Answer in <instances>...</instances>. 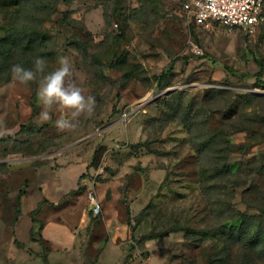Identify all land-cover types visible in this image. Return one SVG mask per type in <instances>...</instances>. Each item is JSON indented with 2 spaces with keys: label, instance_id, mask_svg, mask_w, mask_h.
Wrapping results in <instances>:
<instances>
[{
  "label": "rangeland",
  "instance_id": "rangeland-1",
  "mask_svg": "<svg viewBox=\"0 0 264 264\" xmlns=\"http://www.w3.org/2000/svg\"><path fill=\"white\" fill-rule=\"evenodd\" d=\"M3 3L0 40L13 28L39 37L30 49L0 43V221L10 229L21 202L36 201L22 210L19 237L29 230L26 244L37 241L46 257L43 221L65 223L75 235L70 264H93L106 244L98 263L115 261L107 219L128 232L112 241L122 243L120 264H264V20L247 36L188 23L181 0ZM60 56L96 99L93 115L63 132L54 127L59 110L39 119L41 76L22 85L10 71L42 57L46 75ZM172 92L182 94L179 109L165 100ZM188 104L189 130L181 122ZM91 182L102 208L96 216L88 213ZM46 187L57 197H42ZM239 216L240 237L225 233L223 222Z\"/></svg>",
  "mask_w": 264,
  "mask_h": 264
},
{
  "label": "clouds",
  "instance_id": "clouds-1",
  "mask_svg": "<svg viewBox=\"0 0 264 264\" xmlns=\"http://www.w3.org/2000/svg\"><path fill=\"white\" fill-rule=\"evenodd\" d=\"M47 61L42 57L34 59L33 68H25L17 63L11 66L13 81L22 85L38 80L37 98L42 107L39 119L43 122L52 120L51 113L59 110L62 115L54 122L58 131L72 130L77 127L79 117H91L95 111L96 99L85 95L84 90L77 86L73 80V64L66 56L58 57L55 70L44 75ZM5 134L0 132V135Z\"/></svg>",
  "mask_w": 264,
  "mask_h": 264
},
{
  "label": "crops",
  "instance_id": "crops-1",
  "mask_svg": "<svg viewBox=\"0 0 264 264\" xmlns=\"http://www.w3.org/2000/svg\"><path fill=\"white\" fill-rule=\"evenodd\" d=\"M53 189L54 187L52 189L51 187L50 189L48 187L44 188L41 196H56L55 193L57 190ZM35 203H31V201L28 200L27 197L21 202V213L18 216V219L15 221L14 225L12 227L10 226V229H8L9 227L3 224L2 221H0V238L5 239V244L7 248V251L5 252L4 250L2 251V249L0 250V264H39L40 259H42L44 264H70V261L72 259V253L68 252V250H71V247H74L76 245L74 244L75 235L68 230V227L65 223H62L61 221H58L56 219H48L43 221L44 225L40 230V237L45 240L50 247V250H48V254L46 255V257H42L43 254H41L39 250L41 245L37 241H33L31 243L36 246L26 244V240L29 238V230H27L26 234H24L22 238L19 237V224L22 219V212H24L22 210H24L25 208V211L28 214V212L33 209ZM88 213L91 214L90 212ZM38 219L42 218L39 217ZM82 219L85 218L82 217ZM28 221L29 224L27 229L33 226L31 217H29ZM114 222L115 220L113 219H107L105 221L111 233L110 243L112 244L113 248L117 251L115 261L112 264H120L122 255V249L120 245L122 243L113 245L112 241L116 240L118 237L126 241L128 237V232L126 228L114 225ZM119 228L120 230H118ZM61 231H63L64 234L60 233ZM8 233L10 234V236H12V242H9L7 240ZM62 240H64L67 245L60 246V243L63 242ZM24 243L26 246L25 248L23 246ZM30 247H33V249H35L34 252L28 250ZM106 247L107 244L102 247L96 261L93 264H99V259L104 253Z\"/></svg>",
  "mask_w": 264,
  "mask_h": 264
},
{
  "label": "built area",
  "instance_id": "built-area-1",
  "mask_svg": "<svg viewBox=\"0 0 264 264\" xmlns=\"http://www.w3.org/2000/svg\"><path fill=\"white\" fill-rule=\"evenodd\" d=\"M264 0H181V9L187 22L211 30L215 25L223 27L227 32H241L247 36H255L264 20ZM117 29L118 23H114ZM190 47L198 54L200 46L189 39ZM130 112L123 111L120 120L126 122ZM88 210L92 215L102 212L94 184L91 182L86 191Z\"/></svg>",
  "mask_w": 264,
  "mask_h": 264
},
{
  "label": "trees",
  "instance_id": "trees-1",
  "mask_svg": "<svg viewBox=\"0 0 264 264\" xmlns=\"http://www.w3.org/2000/svg\"><path fill=\"white\" fill-rule=\"evenodd\" d=\"M29 0H4V3L1 4L2 6H22L24 4H26ZM263 16H264V7H263ZM39 37L38 32H33V33H27L20 30H17L15 28L11 29L8 34L0 40L1 44H5L8 45L10 43L12 44H19L24 42L23 46L26 49H30L31 46L34 44L35 41H37ZM263 71V67L261 66L259 71L257 72V77H260ZM209 90L207 91H212V92H216V93H221L223 91V89L220 88H208ZM182 94L179 92H172L169 95L170 99H166L169 102V108H176L179 109L181 108V100H182ZM251 93H245V94H238V97H249L251 96ZM235 100V99H234ZM232 100V101H234ZM231 106V105H230ZM192 105L188 104L186 105V107L184 108V116L183 119L181 120L182 124L186 127L187 130H189L188 128V120L190 119V111L192 109ZM23 128V127H21ZM225 171H229L230 170V165H226L224 168ZM146 208L143 209V211H145ZM229 220H226L225 222H223L222 224V229L225 231V233L227 234H236L238 235V237H240V235L242 234V230H244V223L245 221H243V218L241 216L239 217H235V218H228Z\"/></svg>",
  "mask_w": 264,
  "mask_h": 264
},
{
  "label": "water",
  "instance_id": "water-1",
  "mask_svg": "<svg viewBox=\"0 0 264 264\" xmlns=\"http://www.w3.org/2000/svg\"><path fill=\"white\" fill-rule=\"evenodd\" d=\"M171 90H173V88H168V89H166L163 93H167V92H169V91H171Z\"/></svg>",
  "mask_w": 264,
  "mask_h": 264
},
{
  "label": "bare ground",
  "instance_id": "bare-ground-1",
  "mask_svg": "<svg viewBox=\"0 0 264 264\" xmlns=\"http://www.w3.org/2000/svg\"><path fill=\"white\" fill-rule=\"evenodd\" d=\"M150 94H148V96H149Z\"/></svg>",
  "mask_w": 264,
  "mask_h": 264
}]
</instances>
